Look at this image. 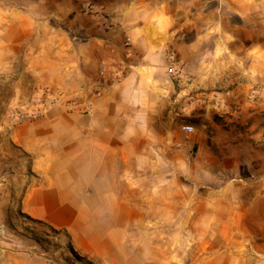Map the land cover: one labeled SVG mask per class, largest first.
I'll list each match as a JSON object with an SVG mask.
<instances>
[{"label":"crops","instance_id":"crops-1","mask_svg":"<svg viewBox=\"0 0 264 264\" xmlns=\"http://www.w3.org/2000/svg\"><path fill=\"white\" fill-rule=\"evenodd\" d=\"M72 3L0 1V264H65L26 219L93 264H264V0Z\"/></svg>","mask_w":264,"mask_h":264},{"label":"rangeland","instance_id":"rangeland-1","mask_svg":"<svg viewBox=\"0 0 264 264\" xmlns=\"http://www.w3.org/2000/svg\"><path fill=\"white\" fill-rule=\"evenodd\" d=\"M1 2H5L7 4H11V5H15L17 7H24V6H38L40 5V3H46L48 5L49 8V15H53L55 13V9L56 7H59V4L66 3L67 5H71L73 4L72 2L75 3H79V4H83V3H87V2H91L94 4H99V5H103V4H107L112 2V0H0ZM258 3V2H257ZM253 15L255 16L256 21H260V20H264V7H259V5L253 10ZM259 27V26H257ZM257 36L258 35H263L262 32L258 33V28H257ZM256 42H259V39L257 37ZM263 42V41H262ZM177 57V56H176ZM178 58V57H177ZM168 63L166 64L167 67ZM253 73V81H255V85H260L261 83H264V76H260L258 71L255 70L252 72ZM262 86H264V84H261ZM43 92V91H42ZM41 92V93H42ZM200 92H206V91H200ZM198 92V93H200ZM196 93V94H198ZM256 95V96H255ZM33 98H31L32 101ZM251 99L254 101V103H260L258 100L261 99L259 98V96H257V94H253L251 96ZM30 101V103H31ZM29 103V105H30ZM28 105V106H29ZM17 105H12L11 107H14ZM19 106V105H18ZM28 106H22V107H28ZM191 122H188V124H183V122L179 123V131L181 133V137L185 140L188 141L190 139H193V137L195 136V128H194V133L191 135H186L181 131V126L182 125H191ZM193 127V126H192ZM156 147L152 146L149 148H145L144 149V153L143 156L145 159H152V158H157L158 153L155 151ZM192 156H194V152L192 154ZM145 171L147 169H144ZM177 184L178 186H180L181 188L184 186V184H188V180H186L184 178V174H183V168L181 169H177ZM140 172H142L143 170H139ZM166 185V184H165ZM147 187V185H146ZM149 187V186H148ZM162 187V185L158 186V189ZM26 223L29 224V226H27V234H29L30 238L32 241H37V242H41L42 244V249L47 250L49 253H55L57 252V256L58 258H60L65 264H83L81 262H78L74 259V257L71 255V253L69 252V245L66 244V238L64 235H62L61 233L54 231L52 229L43 227L41 225H38L32 221L29 220H24Z\"/></svg>","mask_w":264,"mask_h":264},{"label":"built area","instance_id":"built-area-1","mask_svg":"<svg viewBox=\"0 0 264 264\" xmlns=\"http://www.w3.org/2000/svg\"><path fill=\"white\" fill-rule=\"evenodd\" d=\"M168 65L166 67V73L175 80L183 78L182 63L176 57V55L171 54L167 59ZM211 98L210 93L200 92L195 94L190 98V101L194 104L204 105L209 102ZM58 98L49 97L47 91H43L40 96L34 97L28 107L14 106L9 108V117L7 120V126L13 128L24 121L33 120L43 117L44 113L52 106L58 102ZM68 109L74 108L71 102L67 104ZM181 131L186 135H191L194 133V127L190 125H182Z\"/></svg>","mask_w":264,"mask_h":264},{"label":"trees","instance_id":"trees-1","mask_svg":"<svg viewBox=\"0 0 264 264\" xmlns=\"http://www.w3.org/2000/svg\"><path fill=\"white\" fill-rule=\"evenodd\" d=\"M68 249H69V252L71 253V255L74 257V259L76 261L81 262L83 264H93L92 262H90L86 258L79 256L70 246H69Z\"/></svg>","mask_w":264,"mask_h":264}]
</instances>
